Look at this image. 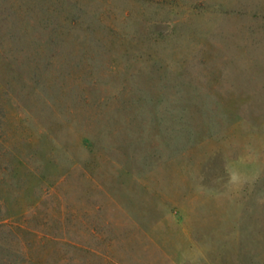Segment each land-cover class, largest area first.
I'll list each match as a JSON object with an SVG mask.
<instances>
[{
  "label": "rangeland",
  "instance_id": "374dc122",
  "mask_svg": "<svg viewBox=\"0 0 264 264\" xmlns=\"http://www.w3.org/2000/svg\"><path fill=\"white\" fill-rule=\"evenodd\" d=\"M0 264H264V0H0Z\"/></svg>",
  "mask_w": 264,
  "mask_h": 264
}]
</instances>
